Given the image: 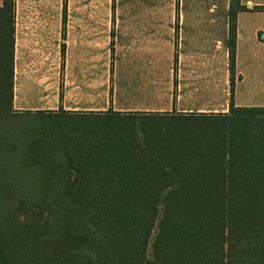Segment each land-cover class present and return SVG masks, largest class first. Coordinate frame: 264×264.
<instances>
[{"label":"trees","instance_id":"1","mask_svg":"<svg viewBox=\"0 0 264 264\" xmlns=\"http://www.w3.org/2000/svg\"><path fill=\"white\" fill-rule=\"evenodd\" d=\"M226 112L13 108L0 6V264H264V105ZM150 251V252H149Z\"/></svg>","mask_w":264,"mask_h":264},{"label":"crops","instance_id":"2","mask_svg":"<svg viewBox=\"0 0 264 264\" xmlns=\"http://www.w3.org/2000/svg\"><path fill=\"white\" fill-rule=\"evenodd\" d=\"M121 1L14 0L13 108L226 112L229 0ZM235 25V48L264 47V10L238 11ZM172 79L164 109L129 105L136 90Z\"/></svg>","mask_w":264,"mask_h":264},{"label":"rangeland","instance_id":"3","mask_svg":"<svg viewBox=\"0 0 264 264\" xmlns=\"http://www.w3.org/2000/svg\"><path fill=\"white\" fill-rule=\"evenodd\" d=\"M199 1L201 2H191L192 6L198 3V7H206L204 4L209 3V0ZM158 3V1L152 0L153 6ZM120 4L121 7H126L127 2L122 0ZM175 83L174 79L152 81V88L139 89L133 93V102L129 105L133 108L161 107L164 109L169 101V95L174 93ZM215 85L221 86L222 82L216 81ZM227 85L229 88L230 83ZM233 87L232 96L237 103L249 106L264 105V47L255 50V52L242 45L235 48ZM228 88L226 86L229 93L227 97H230L231 90ZM171 111H175L174 108Z\"/></svg>","mask_w":264,"mask_h":264}]
</instances>
